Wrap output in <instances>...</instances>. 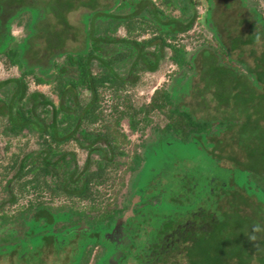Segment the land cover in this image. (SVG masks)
<instances>
[{
    "label": "trees",
    "instance_id": "1",
    "mask_svg": "<svg viewBox=\"0 0 264 264\" xmlns=\"http://www.w3.org/2000/svg\"><path fill=\"white\" fill-rule=\"evenodd\" d=\"M98 1L50 0L45 7H33L37 13L30 14L25 25L30 33L17 45L9 25L17 17L11 18L6 24L3 14L9 4L13 7L21 1L0 0V56L4 57L5 68L17 67L20 72L17 78L0 81V126L3 135L9 139L24 138L26 132H35L40 139V147L45 149L39 154L28 152L29 142L26 141L19 148V154L11 156L14 163L10 162L8 166L15 168L21 165L22 179L28 176L34 164L44 174L52 175L51 167L60 166V163L52 162L53 158L60 156L61 144L72 141V136L77 133L76 128L102 122L104 112L101 101L109 92L117 116L115 123H109L106 127L118 126L121 120L128 117L135 130L140 124L147 126L152 123L151 117L156 114L165 119L163 135L172 133L176 136L175 141L162 138L158 145L160 148H152L142 180L151 183L157 178L167 180L169 185L172 182L180 187L183 185L190 193L188 200L186 198L179 204L166 205L164 199L165 205H161L163 211L151 209L153 215L148 220L140 211L141 216L137 219L141 217V220L137 231L143 232V226L151 220L158 221V224L164 223V230L171 228L175 223L172 209L180 210L185 215L197 211L199 204L204 210L209 209L210 213L195 215L193 220L195 223H206L208 227L193 236L186 252V264H264V50L260 57L254 59L253 68L232 57V52L242 46L255 45L259 39H264V22L259 20L263 28L255 33L251 24L247 38L235 37L229 49L221 41L218 28H211L212 21L208 13L205 11L203 21L198 16L197 0H114V6L104 10H98ZM81 7L89 8L91 12L83 17L84 48L73 51L68 49L67 42L75 40L76 35L72 33L73 27L67 16ZM113 9L121 14L112 13ZM175 10H179L180 16L174 15ZM49 14L55 18L54 23L48 24ZM203 22L215 33L217 47L208 46L199 50L202 59L198 76L188 75L184 70H195L196 56L189 59L188 51L180 44V40L182 36L190 37L188 34L194 26H201ZM120 28L124 30L123 37L117 35ZM41 29L46 31V53L50 56V66L46 69L38 64L29 65L26 59L32 40ZM166 51L170 52L169 60L182 71L174 79L175 85L169 91L156 90L150 103L143 104L139 109L133 108L127 97L129 95H124L126 88L136 85L141 72H156ZM63 57L65 65L61 66L57 59ZM234 61L240 66L233 65ZM66 65L73 68V74H70ZM126 66L129 67L125 76L123 71ZM51 68H55V72L48 74ZM30 78L36 85L49 83L57 96V104L39 91L30 92ZM184 87H187L186 92H182ZM83 93L88 97L83 98ZM186 98H192L190 104L185 102ZM194 104L199 110L205 109V117L198 116L192 110ZM110 131L108 129L106 134L108 143L115 139V134ZM81 132L85 137L88 136L86 130ZM86 140L92 142V138ZM175 144V148L187 147L193 152L191 159L197 158L196 161H199L194 164L199 176L204 171L216 169L219 162L227 161L228 170L233 172L234 178L232 185H228L225 190L227 207L221 202H214L215 195L210 194L211 191L198 196L199 193H195L198 189L192 188L182 179L185 169L182 163L186 157L178 149L173 150ZM164 147H170L169 151L163 152ZM204 162L208 168H204ZM103 166L100 163L99 170L89 172L84 178L80 186V198L82 195V199L93 202L98 197L94 185L105 184L108 180L104 178ZM40 176L36 177L37 181L42 180L38 179ZM29 184L26 181L21 184V188L25 190ZM168 184L164 188L167 191L171 188ZM188 201H192L193 205L188 206ZM13 202L10 199V204ZM99 213L96 222H88L87 226L83 225V229L73 226L71 228H76L75 231L71 228L68 230L67 242L71 239L81 241L76 251L78 262L82 259L86 264L87 257L97 246L102 248L98 264L101 261L107 263L117 252L116 246L107 244L108 238L105 239V235L113 230L114 217L107 211ZM202 213L206 214V211ZM114 214L119 215L118 212ZM67 216L70 218V215ZM51 217L50 229L66 216L57 213ZM126 218L124 216L123 220L126 221ZM41 221H32L31 230ZM26 224L29 225V222ZM139 232L137 235H140ZM4 237L7 240L4 238L2 241L0 255L7 257L19 247L25 249L22 252L25 254L28 246L26 241L19 240L20 244L9 245L7 243L14 241V238L8 234ZM118 255L115 262L122 264L125 257Z\"/></svg>",
    "mask_w": 264,
    "mask_h": 264
},
{
    "label": "flooded vegetation",
    "instance_id": "2",
    "mask_svg": "<svg viewBox=\"0 0 264 264\" xmlns=\"http://www.w3.org/2000/svg\"><path fill=\"white\" fill-rule=\"evenodd\" d=\"M228 0H204V6L205 11L208 13L209 18L212 21V24L210 25L211 28L213 26L216 27L214 17L218 16L219 9L223 6L224 2L226 3ZM234 1V0H233ZM232 1V2H233ZM231 2V0H230ZM238 4L242 6L245 10L248 11L249 15L252 17V27L257 31H260L263 26L259 23V20L261 19L264 22V13H262L259 9L260 3L264 4V0H255L253 6L249 7V0H238ZM230 3H226V6L228 8ZM264 9V7H263ZM250 24V25H251ZM249 25V27H250ZM258 27V28H257ZM211 30V29H210ZM211 32H213L211 30ZM214 37L215 33L213 32ZM216 39V38H215ZM217 42V39H216ZM211 48V46H210ZM260 57V56H259ZM256 58V56H255ZM49 64V63H48ZM233 65L240 66V64L236 61L232 62ZM36 65V64H33ZM39 65V64H38ZM61 66H64L65 63L60 62ZM50 66V65H48ZM42 69H46L44 66L40 65ZM66 67V66H65ZM17 68V67H15ZM69 69V68H68ZM73 69V68H72ZM19 71V69L17 68ZM52 70L55 72V68H51L48 74ZM71 70V69H69ZM36 71L38 72L39 69L36 68ZM20 75V74H19ZM19 77V76H18ZM17 78V77H16ZM33 79V78H32ZM48 81V80H47ZM34 82V81H33ZM35 84V82H34ZM43 85H50L49 83L43 84ZM40 86V85H38ZM84 94V93H83ZM153 96V95H152ZM152 100V97L148 103H150ZM212 104V103H211ZM50 115V114H49ZM143 116V113H141V118ZM158 116V115H157ZM160 117H163L160 115ZM154 118L153 116L151 119ZM129 122V131L132 132H139L143 134L145 132L146 127L142 124H140L139 127H137L135 130L131 127L129 118L127 117ZM116 120L113 122L115 123ZM122 121V120H121ZM120 121V123H121ZM165 121V119H164ZM120 124L118 126H112V127H106V126H98V124L89 126V127H79L76 128L77 133L76 135H73L72 141L69 143H63L60 145V156H55L53 158L52 162H58L60 163L59 167L56 166H50L52 175L44 174L42 172V169L39 170L37 168V165H32L30 171L28 173V176L25 178H21V165L15 166H8V163H14V160L11 158V156L14 154H11L9 158L4 157L5 149L7 151L8 148H10V145H6L4 151L2 150V156L0 157V182H4V184H0V191L6 192V194L9 196V203L10 199H13L14 202L11 204L17 205L20 201V198L22 195H26V193L30 194L29 200L27 201V207L26 210L22 211L19 215L18 221L22 222H12V223H21L24 230L22 231V235L19 236L17 230L13 233H7L8 235H11L14 239V241L7 243L9 245H16V243H19V240H24L28 243V246L30 244V241L33 239H43L46 243V246L44 250V253L49 252V250L53 247H55V243L58 242L60 239H64L65 237H68L69 235V229L73 226H77L76 228H82L83 225L87 226L88 222H96L99 218L98 214H94V210H97V208L101 205H108L109 202H112L111 205H108L107 207H102V212L107 211L109 214H112L114 217V226L113 230L105 235V239L108 242L107 244H111L116 246L117 252L113 254L112 257H110L107 264H117L115 262V258L118 254V256L123 257L125 253L128 252L130 249L131 252H133V255H130L129 258L127 256H124L125 259L123 262L125 264H186V252L187 249L191 245V240L196 232L202 231L208 227L206 223H195L193 220V216L195 215H207L210 213L209 209L204 210L199 204L196 207L197 211L189 212L188 214L183 215L180 210L174 211L172 213V217L175 220V223L172 225L171 228H167L164 230V223L158 224V221L153 222L148 221L147 224L143 226L145 229L143 232H139V229L137 231L136 227L138 226V223L141 220V217L137 219L142 213V216L148 218L151 217L152 212H150L151 209L155 211H163L161 208V205H165L163 202L164 199H166V205H174L179 204L182 200L185 201L187 198L188 200V193L189 190H185L183 185L176 184L172 182V185H169L167 180L161 181L158 180V178L153 181L155 183H151L149 180L147 182H144L142 178L145 174V168L148 161V155H150L152 148L159 145V142L162 140V138H170V140L175 141L176 139L175 134L167 133L163 135L162 130L165 128V122L162 127H158L154 129L155 136L150 137L148 139H144L138 146L142 149L141 153H136L133 155L131 161L132 164L128 166V169L130 172H132L133 177L129 184L128 192L125 191L124 193L122 191H116L112 188L115 186L116 188V175L119 170V168L122 167V160H125L126 155H128V152L124 149V147L128 146L130 144V137L128 138L127 130L120 131ZM123 128V127H122ZM108 129L111 131L109 133L115 134V139L113 142L108 143L107 141V132ZM125 129V128H124ZM86 130L88 133V136H84L81 131ZM110 134V135H111ZM1 137H5L3 135L2 129L0 132ZM143 136V135H142ZM30 138L33 140V143L36 144V148L33 150H28V152H35L36 154H39L43 152L45 149L40 147V139L38 135L35 132H26V137L24 138ZM8 138V137H6ZM18 138H10L13 140H17ZM47 138V136H46ZM92 138V142L87 141L86 139ZM122 141L124 143H122ZM29 142V140H28ZM27 143V142H26ZM70 144H75L76 148L79 151V154L82 156L85 153V157L82 160H79V156L75 153V151L68 152L66 150V146H69ZM32 146L31 141L29 142V146ZM84 145V146H83ZM92 145V147H90ZM35 146V145H34ZM159 147V146H158ZM212 148L209 149V151ZM175 151V150H174ZM19 154V153H15ZM63 155H65L64 158H61ZM123 158V159H122ZM22 158L19 159V161ZM197 158L189 159L184 158L182 165L185 166L184 171H182V179L184 181H187V183L192 187L198 189L197 192L199 193L198 196L206 193L207 191L215 195L214 202H221L224 206L227 207V191L226 187L228 185H232L233 178V172L228 170L229 165L226 160L219 162L218 167L216 169H213L211 172H203L202 176L198 175V172H196V169H194L196 166L194 165ZM138 160L139 165L136 166V161ZM200 160V159H199ZM202 161V160H200ZM36 162V160H35ZM107 162V163H106ZM111 162V163H109ZM65 163V164H64ZM104 164V178L108 179L105 184L100 185H94L95 191L98 193V197L95 198V201L91 200H85L82 199L79 196L80 186H82V183L84 182V178L87 177L89 172L99 170V164ZM106 163V164H105ZM110 165H107V164ZM205 166L204 168H208L206 165V162L203 163ZM64 167L62 168V166ZM124 165V164H123ZM8 167V168H7ZM9 170H7V169ZM64 170L66 173H64ZM40 172V173H37ZM87 172V173H86ZM230 172V174H229ZM39 174V175H37ZM42 175V176H40ZM38 179H42L37 181L36 177H39ZM176 176V175H175ZM118 177V176H117ZM22 180H21V179ZM29 181L30 184L25 187V190L21 188V184ZM172 181V180H171ZM205 181V182H204ZM236 181V180H235ZM44 182V184H42ZM204 183V184H203ZM171 186L170 190L167 191L164 188L167 187L166 185ZM103 186L108 187L112 191L110 194L105 195L106 197L112 196V192H115L116 195H114L115 198L111 199L110 201H107V199L104 197L102 191L99 189ZM76 188V189H75ZM182 188V189H180ZM26 189L28 191H26ZM140 189H143L142 191ZM216 189V190H215ZM161 190V191H160ZM106 192H109V190H106ZM217 193V196H216ZM100 194V196H99ZM192 194H194V191H192ZM122 195L121 198H123L122 203L118 202L119 196ZM52 196L54 198H61L63 203L56 207V209H52L51 200ZM144 196V197H143ZM191 197V196H190ZM195 197V196H194ZM53 198V199H54ZM144 198V199H142ZM218 198H221L219 201ZM144 200V201H143ZM187 202V201H186ZM190 203V201H188ZM88 206H86V205ZM5 205L4 201H0V226H4L8 223L10 219H6L2 215V210ZM193 205L192 201L188 205ZM86 206V207H84ZM107 208V210H106ZM150 208V209H149ZM209 210V211H207ZM206 211L205 213H202ZM115 212H118V216L114 214ZM178 212V214H177ZM63 214L66 217L64 219H61L60 221L54 223L53 227L50 229L48 227H51L52 225V214ZM163 213V212H162ZM68 215H70V218H68ZM94 215V216H93ZM28 216V218H27ZM127 216V220L124 221L123 217ZM150 216V217H149ZM162 216V215H161ZM129 217V218H128ZM180 217V218H178ZM42 219L38 225H35V228L31 230L30 226H27L26 222L28 221L31 223L32 221H39ZM25 221V222H24ZM33 224V223H32ZM76 228H71V230H76ZM87 228V227H85ZM70 230V231H71ZM53 232V233H50ZM136 232V234H134ZM139 232L140 235H137ZM17 233V234H16ZM128 233L131 234L132 241H134V245H137V251L131 247L130 240L128 239ZM5 234L0 235V247L3 245L2 238H4ZM28 236V237H27ZM93 236H96L95 234ZM107 237V238H106ZM42 240V241H43ZM70 244H68L64 248V251L59 253L56 256L59 255H68L66 250L68 248H71L72 252L71 255L76 254L77 251V240L71 239L69 241ZM62 248V249H63ZM100 246H97L94 249H100ZM19 249V248H18ZM102 249V248H101ZM60 251V250H59ZM136 251V252H135ZM16 252L14 251L10 253L7 257H4L3 255H0V262H4L5 259L10 260L9 258H12V260L16 261ZM44 255V254H43ZM41 256V261L38 264H43V257ZM127 255V254H126ZM90 256V255H89ZM19 258V257H18ZM21 264L27 263V257L26 253L20 255ZM100 261V254L98 255V259L95 264H98ZM82 259L77 264H83ZM31 264V263H29ZM123 264V263H122Z\"/></svg>",
    "mask_w": 264,
    "mask_h": 264
},
{
    "label": "rangeland",
    "instance_id": "3",
    "mask_svg": "<svg viewBox=\"0 0 264 264\" xmlns=\"http://www.w3.org/2000/svg\"><path fill=\"white\" fill-rule=\"evenodd\" d=\"M21 2L17 5H14L13 7L10 6L6 8V12L3 14V21L4 23H8L11 18L17 17L15 20L9 23L10 28H11V34L15 37V44L19 45L21 44L22 40L25 39V37L30 33L29 30L26 29L25 25L29 20L30 14H36L37 8H42L45 7L50 0H20ZM79 1H88V0H79ZM198 5L196 10L198 11V16H201V20L203 19L202 17L205 16V7H204V0H197ZM228 0L226 3H230L229 5L230 8L226 6V3L224 2L223 6L219 9V15L214 17L215 25L216 28H218V33L220 34V39L224 43L226 47L231 49V43L232 40L235 37H242V39H246L247 36L250 34L249 31V25L252 23V16L249 15L248 11L242 8L241 5H239L237 2L238 0ZM255 0H249V7L253 6ZM98 10H104L108 8H112L114 5V0H99L98 1ZM32 7V8H31ZM264 4L260 3L259 9L262 13H264ZM25 10V11H22ZM112 13H120V11H116V9H113ZM91 12L89 8L81 7L77 10L72 11L71 13L68 14L67 18L68 21L70 22V25L73 27L72 33H75L76 39H71L70 41L67 42V47L69 50L73 51H79L84 48L83 46V41H84V36L82 32L85 29L84 23H83V17L85 14ZM123 13H126L125 11ZM175 16H180L179 10L174 11ZM13 16V17H12ZM19 16V17H18ZM48 24L49 23H54L55 18L49 14L48 15ZM200 19V18H199ZM210 19V18H209ZM19 21L20 24H19ZM203 21V20H202ZM211 21V19H210ZM260 23V22H259ZM261 24V23H260ZM258 28V27H257ZM257 29L255 30V32ZM254 32V33H255ZM33 34V32L31 33ZM45 35L46 31L40 30L38 32V35L32 40V44L30 49L28 50L26 54V59L27 62H29V65L33 64H39L44 66L45 68L49 67L48 65V60L50 59V56L46 53V41H45ZM117 35L123 37L124 36V30L119 29ZM190 37L187 36H182L180 40V44L184 45L186 47V50L188 51L187 57L190 59L194 55L196 56V63L197 66L194 71L190 70L189 68H185V72L188 75H193L196 74L195 76H198V72L200 71V61L202 59L200 51L202 49L208 48V46H211L213 48L217 47V42L214 37L213 32H211L209 26L205 24V22L202 23L201 26H194L192 32L188 34ZM192 35V36H191ZM200 50V51H199ZM264 50V39H259L255 45H250V46H242L239 50H236L232 52V57L234 60H239V61H244L249 67L253 68L254 67V59L255 56L259 57L262 55V52ZM199 51V52H198ZM35 52L38 53L35 55ZM170 52L166 51L165 53V58L160 62L159 68L156 72L150 73V72H141L138 75V80L136 81V85L131 87L128 86L126 88L124 95H129L127 96L128 99L131 101V105L135 109H139L143 104H147L153 93L156 90H161V89H166L170 90L175 84H174V79L181 74L182 71H180L170 60ZM3 59L4 57L1 55L0 56V81H4L10 78H16L19 76L20 72L17 70L15 67H8L5 68L3 66ZM65 58H58V62H64ZM237 66V65H235ZM70 70V74L74 73V70L71 68V66L66 65ZM129 66H126V70L123 71L124 75H127V69ZM239 67V66H238ZM96 70V69H95ZM54 70H52L50 73H53ZM96 72V71H95ZM182 79V78H181ZM197 81V79H196ZM183 84L185 83L184 81L182 82ZM201 85V84H200ZM29 90L30 92L33 91H39L42 94H44L47 98L50 100L54 101L56 104L58 102L57 96L53 93L52 86L51 85H36L34 84L32 78H30V84H29ZM187 87H184L182 92H186ZM87 94H83V98H87ZM109 92H106L104 96V100L101 101V107L103 108V120L98 124V126H107L109 123H113L115 120V117L117 116L116 111L114 109V101L109 98ZM192 101V98H186L185 102L187 104H190ZM193 104V102H192ZM113 105V106H112ZM122 109V108H121ZM120 109V110H121ZM193 111L197 113L198 116L205 117V109H198V107L193 105L192 108ZM207 116V115H206ZM154 118H152V123L148 124L146 127L145 132L143 134L137 133V132H132L130 133L128 127H129V122L128 119L125 118L121 121L120 123V131H125L128 136L130 137V144L128 146L124 147V149L128 152V155H126L125 160H122V167L119 168L118 172L115 173L116 175V188L113 186L112 188L116 191V189L119 191H122L123 193L125 191L128 192L129 189V184L130 181L132 180L133 174L132 172L129 171L128 166L132 164L133 161H131L132 157L136 153H141L142 149L138 146L144 139L152 138L155 136L154 129L158 127H162L164 125V118L157 116L156 114L153 115ZM123 127V128H122ZM125 128V129H124ZM2 127L0 126V132H1ZM143 135V136H142ZM29 142L31 141L32 146L30 145L28 150H33L36 148V144L33 143V140H31L29 137L28 138H19L17 140L9 139L6 137H1L0 136V152L2 153V150L4 151L6 145H10V148L5 149L4 152V157L9 158L11 154L13 153H19V148L26 143V141ZM122 143H124L122 141ZM35 145V146H34ZM177 144L172 146L173 150H177L178 148H175ZM160 148V147H159ZM170 147H164L162 150L163 152L169 151ZM27 150V151H28ZM66 150L68 152L70 151H75V153L79 156V160L84 159V155H80L78 149L76 148L75 144H70L69 146H66ZM181 153L182 156H185L186 158L191 159L193 156V152H191L190 149L187 147H181L178 149ZM2 154H0V157ZM123 159V158H122ZM124 164V165H123ZM118 176V177H117ZM0 184H4V182H0ZM102 191L104 197L107 199V201H110L111 199L115 198L114 195H116L115 192H112V196L106 197L105 195L110 194L112 191L106 186H103L102 188L99 189ZM106 190H109V192H106ZM26 191H28L26 189ZM30 194L26 193V195H22L20 198V201L18 202L17 205L10 204L9 203V196L6 194L4 191H0V201H4L5 205L3 207V212L2 215L6 219H10L7 225H4L3 227L0 226V235L2 234H7V233H14L16 230L18 232V235H22V231L24 228L22 227L21 223H12V222H22L18 221L19 215L22 211L26 210L27 207V201L29 200ZM119 196V195H118ZM117 197V195H116ZM118 199V202L120 204L123 201V198ZM51 207L52 209H56V207H59L63 201L61 198H54L51 200ZM112 202H109L108 205H111ZM86 205V204H85ZM108 205H100L97 209L99 210H94V214H98V212L104 210L102 207H107ZM87 206V205H86ZM84 206V207H86ZM88 207V206H87ZM107 210V208H106ZM108 211V210H107ZM1 214V212H0ZM94 216V215H93ZM28 218V216H27ZM32 223H29L27 226H31ZM17 234V233H16ZM6 239V237H4ZM1 239L2 241L4 240ZM128 239L130 240L131 244L130 246L132 247L134 245V241H132L131 234L128 233ZM7 240V239H6ZM43 239H35V241L32 239L30 241L29 246L26 248V257H27V263L26 264H38L41 261V256L43 255V264H77L78 263V258H76L77 254L71 255V248H68L66 253L68 255L64 254L61 256H56L59 253L64 251L63 247H66L69 242L66 241V237L64 239H60L59 243L54 241L55 247L51 248L49 252L44 253V250L46 246V243ZM80 242V243H79ZM77 241V250L78 246L81 245V241ZM138 245V244H137ZM137 245H134L133 248L137 251ZM63 248V249H62ZM109 246H107V249ZM60 250V251H59ZM106 250V249H105ZM16 261L12 260V258H9L10 260L5 259L4 262H0V264H21V259L20 255L23 254L22 252L25 251L22 247H19V249H16ZM102 249H94L93 252L90 254V256L87 257V263L86 264H95L98 255L101 253ZM135 251V252H136ZM79 252V251H78ZM127 254V255H126ZM130 255H133V252L128 250L127 253L124 254V256H127L129 258ZM19 257V258H18ZM111 259V258H110ZM109 259V260H110ZM85 264L84 262H82ZM108 263V262H107ZM103 263L101 261V264H107ZM123 264H125L123 262ZM132 264V263H130Z\"/></svg>",
    "mask_w": 264,
    "mask_h": 264
}]
</instances>
